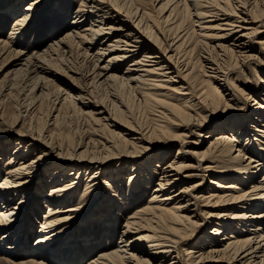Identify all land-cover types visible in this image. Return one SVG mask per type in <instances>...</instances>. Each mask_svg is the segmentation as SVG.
Listing matches in <instances>:
<instances>
[{
    "label": "bare ground",
    "instance_id": "obj_1",
    "mask_svg": "<svg viewBox=\"0 0 264 264\" xmlns=\"http://www.w3.org/2000/svg\"><path fill=\"white\" fill-rule=\"evenodd\" d=\"M46 1L32 0L8 37H0L7 61L0 93L9 98L20 79L17 92L33 109L47 95V75L57 74L51 66L79 49L91 70L72 86L77 96L58 87L59 107L49 121L80 104L82 115L93 114L92 124L104 129L98 133L104 151H56L49 134L29 131L9 136L16 144L0 143V163L7 160L0 260L264 264V0H153L151 13V0H77L68 28L61 27L64 8L51 42L30 53L16 41ZM183 13L191 18L184 28ZM118 87L151 105L150 129L123 124L115 101L98 95ZM115 165V174L105 176L102 170ZM124 167L131 172L126 190ZM122 219L116 248L105 245Z\"/></svg>",
    "mask_w": 264,
    "mask_h": 264
},
{
    "label": "rangeland",
    "instance_id": "obj_2",
    "mask_svg": "<svg viewBox=\"0 0 264 264\" xmlns=\"http://www.w3.org/2000/svg\"><path fill=\"white\" fill-rule=\"evenodd\" d=\"M31 1L32 0H21V2L19 3V0H15V1L12 0L11 2H9L8 5H5L0 2V37L2 38L8 37L9 33L12 31L11 27L13 25V22L15 21V19H17L22 15V13L24 12L23 9H25V7H28L27 5H30L29 3ZM64 1L65 2H62L61 6L56 7L54 9L57 0H47L45 4L41 5L36 10H34L32 15L33 17H31L27 23V27H28L27 31H25L23 35L20 34L19 35L20 37L18 36L17 38L18 40L16 41V43H19V45H21L20 46L21 48H24L26 51L30 53L36 50H41V51L44 50L47 44L52 40L51 35L49 33L53 27L54 22L60 21L57 15L59 14L58 12L61 11V9L63 10L65 8V12H67L68 14L64 21L65 24L63 22L61 25L64 31L68 28L70 21L73 20L77 0H64ZM160 5L161 3L157 5V8ZM154 6L155 4L153 0L146 3V7L148 8L149 13L155 11ZM17 12L18 14H16ZM60 13H64V12H60ZM180 20L183 21V28L185 26L190 25L191 18L185 15V13H183L180 16ZM175 25L176 24H174L173 26ZM72 52L73 53L70 54V56L66 55L62 57L63 60L64 58L66 60L69 58L67 61L61 60L57 62L55 67L51 66V68H53V70H55V73L57 74L47 75L49 79L48 82L49 85L47 90L45 91L47 95H43L44 98L39 100L38 103L37 100H35L36 105L33 109H32L33 104H31L32 100L30 98H25L24 94H20V93L18 94V92H20V90H22L23 87V81H21L20 79L16 80L15 83L12 85L13 91L9 93V98H4L3 95L0 93V101H2L1 107H3V111H4L3 112L4 115L2 113V117L4 116L3 121H5V123L2 122L0 124V143L3 146L9 144H16V142H14L15 138H11V137L9 138V136L23 134L24 131H29V134L31 135L49 134L51 136L49 142H52L54 144L56 151L62 150L64 152H71V151L75 152V151H82L86 147V150L88 152H93L97 155L103 153L104 151L103 145L105 144V142L103 141L102 137L98 136V133L100 132V135L102 136L104 133L103 132L104 129L102 131L100 126L97 127V125L92 124L94 122L92 121V119H90V117L94 116L93 114L82 115L81 111H79L80 104H77L78 105L77 106L75 103L73 104V102L71 104L69 103L70 104L69 106L67 105L66 108L62 109L58 113L57 118L54 121H49L52 114L54 116L57 114V112H54L55 107H59V104L57 103L59 102L57 101L58 100L57 95L59 91L58 89L60 88L61 90H65L69 92L71 96H77L79 93L76 90H73L72 86L78 87L82 85L81 81L83 80L79 76L83 74L85 75L86 73H89V71L91 70V63L87 62L86 60H83L84 58L80 55L79 49H77L76 51L75 48L74 51ZM196 55H197L196 51L191 50V52L188 54V58L193 59L196 57ZM5 56L6 55L3 56L0 55V92L2 90L1 86L3 84L2 82L5 78L4 75L7 69L6 66L7 61ZM62 61L64 63H62ZM123 68H127V65L123 66ZM86 75L88 76V74ZM200 75L202 76V74ZM8 86H10V84ZM118 88H116L117 90H113V89L105 90V91L101 90L98 92V95L109 103L112 102V100L115 101L117 106H119L118 109L121 113V114L119 113V116H121V122H123V124L126 123L136 129H141L144 131L150 129L152 124L154 123L153 116L151 115L153 113V109L151 110L152 108L151 105L150 107H148L147 101L142 99L138 93L136 92L133 93V91L127 89L123 90L119 88L120 90H122L120 91ZM4 93H7V91H4ZM72 106L76 108H73ZM93 127L95 128L93 129ZM96 128H99L100 131L96 132L95 131ZM113 129H115L116 132H121L119 128L113 127L112 130ZM105 132L107 133V131ZM76 145L81 146V148L77 150ZM176 149L177 148H175L171 154H173L176 151ZM95 151H97V153ZM6 161L7 160L0 163V169H1L0 181L2 177H4L5 175L4 173H5ZM116 167L117 165H115L114 167L112 166L107 167L105 168V170L102 171L105 174V176H109V171H112V169H114L113 173L112 172L110 173L111 176H113L115 174ZM124 169H125L124 172L125 189L123 190H126L128 188V181H127L128 176L131 174V172L129 170L130 167H126V168L124 167ZM231 181L232 180H228L227 182H231ZM153 186L154 184L152 185L151 190ZM120 189L121 188L119 187L118 191ZM245 189H248V187ZM81 191H82V187H81ZM102 207H104V204ZM128 209H129L128 207L125 208L124 212L126 213ZM124 222L125 220L122 219L120 226L118 227V232L116 231L114 234L115 238L113 242L111 241L104 242V239L102 240L100 238L101 236L100 237L98 236L99 237L98 239L104 242L105 245H108L112 248H116V244L119 241V237H120L119 234L120 231L122 230V225L124 224ZM39 227H40V223H36L34 233H36ZM81 232H83L82 229L78 230L77 236H80ZM34 240H35V236H32L28 239V243L30 246L33 244ZM104 247L106 248L107 246ZM99 251L100 250H96L93 256L98 254ZM0 264H8V263L5 262L4 260H0Z\"/></svg>",
    "mask_w": 264,
    "mask_h": 264
}]
</instances>
